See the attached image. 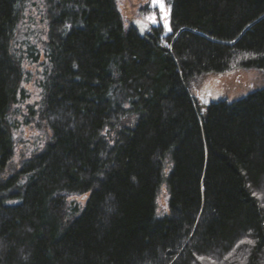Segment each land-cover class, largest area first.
<instances>
[{"label":"trees","instance_id":"16d2710c","mask_svg":"<svg viewBox=\"0 0 264 264\" xmlns=\"http://www.w3.org/2000/svg\"><path fill=\"white\" fill-rule=\"evenodd\" d=\"M167 1L164 34L124 28L116 0H0V264H264V88L188 93L202 74L264 72V0ZM37 4L38 49L15 39ZM25 62L46 141L7 175Z\"/></svg>","mask_w":264,"mask_h":264},{"label":"rangeland","instance_id":"374dc122","mask_svg":"<svg viewBox=\"0 0 264 264\" xmlns=\"http://www.w3.org/2000/svg\"><path fill=\"white\" fill-rule=\"evenodd\" d=\"M167 10V23L170 27V3L160 0ZM116 9L120 15L124 28L134 25L141 29L148 26L160 25L164 34L170 33L162 19L164 13L159 4L153 6L152 0H116ZM38 4L32 9H25L20 18L16 40L18 44L29 41L36 45L37 49L42 46L44 40V25L39 16ZM154 16L156 23L147 19ZM25 70L29 75L22 87L25 89V101L13 105L7 115V121L11 130L13 154L5 174L14 172L23 160L28 159L38 152L46 141L44 128L29 114L32 110L34 116L38 113L39 92L36 85L38 64L29 65L24 63ZM264 88V72L254 69L233 68L224 74H202L194 79L188 93L198 105L205 106L210 102H231L240 99L254 90ZM264 188V180L261 183ZM264 194V192H263ZM168 194L162 183L155 196V216L162 217L167 213ZM264 207V205H263Z\"/></svg>","mask_w":264,"mask_h":264},{"label":"snow or ice","instance_id":"6c2138e0","mask_svg":"<svg viewBox=\"0 0 264 264\" xmlns=\"http://www.w3.org/2000/svg\"><path fill=\"white\" fill-rule=\"evenodd\" d=\"M152 4L153 6H156L157 4H159V7L161 8L162 12L164 13L162 19H164L165 21V24H164V27L170 31L171 29L169 28L168 26V23H167V10H165V6L163 3L160 2V0H152ZM148 20H150L152 23H156V20H155V17L154 16H149L147 17ZM249 243H254L253 241H248Z\"/></svg>","mask_w":264,"mask_h":264}]
</instances>
